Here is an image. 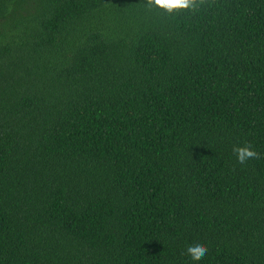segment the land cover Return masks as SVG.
Returning <instances> with one entry per match:
<instances>
[{"label":"trees","instance_id":"obj_1","mask_svg":"<svg viewBox=\"0 0 264 264\" xmlns=\"http://www.w3.org/2000/svg\"><path fill=\"white\" fill-rule=\"evenodd\" d=\"M146 5L0 0V264H264V0Z\"/></svg>","mask_w":264,"mask_h":264},{"label":"clouds","instance_id":"obj_2","mask_svg":"<svg viewBox=\"0 0 264 264\" xmlns=\"http://www.w3.org/2000/svg\"><path fill=\"white\" fill-rule=\"evenodd\" d=\"M205 0H147L146 7H159L166 10L169 14L174 12H179L181 10H192L195 11L198 7L203 5ZM233 152L237 157V161L240 164H245L249 159L259 158V153H257L251 146V144H245L243 146H235ZM187 254L192 260H201L208 252V248L202 241L190 244L187 247Z\"/></svg>","mask_w":264,"mask_h":264}]
</instances>
